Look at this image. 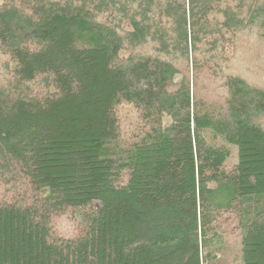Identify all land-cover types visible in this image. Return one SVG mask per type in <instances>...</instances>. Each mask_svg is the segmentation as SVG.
I'll return each instance as SVG.
<instances>
[{
	"label": "trees",
	"instance_id": "trees-1",
	"mask_svg": "<svg viewBox=\"0 0 264 264\" xmlns=\"http://www.w3.org/2000/svg\"><path fill=\"white\" fill-rule=\"evenodd\" d=\"M255 42L264 0H0V264H264Z\"/></svg>",
	"mask_w": 264,
	"mask_h": 264
},
{
	"label": "rangeland",
	"instance_id": "rangeland-1",
	"mask_svg": "<svg viewBox=\"0 0 264 264\" xmlns=\"http://www.w3.org/2000/svg\"><path fill=\"white\" fill-rule=\"evenodd\" d=\"M254 45H256L255 47L260 49V53H259V59H258V63L256 62L255 59H250V62L244 60V62H247L251 65L257 64L258 66L264 67V43L262 44H258L257 42L254 43ZM255 52L258 53V51L255 50ZM213 90V92H210L208 90ZM208 93H213V94H217L218 96L220 94H225V89L223 87H215L214 85L206 87L205 89ZM220 97V96H219Z\"/></svg>",
	"mask_w": 264,
	"mask_h": 264
}]
</instances>
